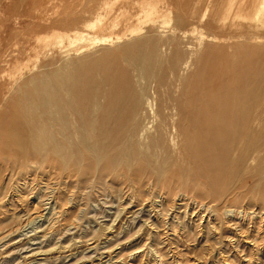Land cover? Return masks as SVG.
Segmentation results:
<instances>
[{
    "label": "rangeland",
    "instance_id": "obj_1",
    "mask_svg": "<svg viewBox=\"0 0 264 264\" xmlns=\"http://www.w3.org/2000/svg\"><path fill=\"white\" fill-rule=\"evenodd\" d=\"M221 1L0 0V264H264V0Z\"/></svg>",
    "mask_w": 264,
    "mask_h": 264
},
{
    "label": "bare ground",
    "instance_id": "obj_2",
    "mask_svg": "<svg viewBox=\"0 0 264 264\" xmlns=\"http://www.w3.org/2000/svg\"><path fill=\"white\" fill-rule=\"evenodd\" d=\"M228 3V2H227ZM246 4V3H245ZM225 5H226V3H225ZM263 8V7H262ZM224 9V8H223ZM264 9V8H263ZM260 10V9H259ZM211 11V10H210ZM222 11V10H221ZM222 13H223V11H222ZM211 14V13H210ZM260 15V14H259ZM210 16V15H209ZM212 16V15H211ZM102 17H103V15H102ZM258 19V18H257ZM217 22H219V21H217ZM87 27H88V25H87ZM90 28H92L91 26H89ZM88 27V28H89ZM98 27V26H97ZM96 29V28H95ZM92 30V29H91ZM90 30V31H91ZM97 30V29H96ZM87 32V31H86ZM89 33V32H88ZM83 34V33H82ZM84 35V34H83ZM101 36H98V38H100ZM77 38V37H76ZM79 39V38H78ZM81 39V38H80ZM83 39V38H82ZM93 39V38H92ZM48 40V39H47ZM87 40V39H86ZM94 40V39H93ZM98 40V39H97ZM100 40H102V39H100ZM108 40V39H107ZM92 41V40H91ZM90 41V42H91ZM103 41H104V38H103ZM95 42H99V41H95ZM99 44V43H98ZM94 45V44H93ZM233 71V70H232ZM235 93V92H234ZM231 98V97H230ZM214 103V102H213ZM231 108V107H230ZM232 109V108H231ZM227 112H229V109L227 108ZM222 112V111H221ZM225 112V111H224ZM224 112H222L223 114H225ZM227 114V113H226ZM225 114V115H226ZM222 115V114H221ZM228 115V114H227ZM229 115H230V113H229ZM7 116V115H6ZM226 119V118H225ZM221 120H222V117H221ZM126 121H127V119H126ZM127 123V122H126ZM222 124V123H221ZM134 126V125H133ZM130 127V126H129ZM126 128H128L127 126H124V127H122L121 128V131H122V133H124L125 132V130H126ZM128 130H129V128H128ZM132 130V129H131ZM132 132V131H131ZM200 132V131H199ZM133 133V132H132ZM131 133V134H132ZM200 134V133H199ZM133 135V134H132ZM136 137V136H135ZM185 138H186V136H185ZM251 138V137H250ZM135 139V138H134ZM245 139V138H244ZM61 140V139H60ZM243 141L242 140V137L240 138V137H234V136H231V135H228L227 137H225L224 139H223V142L224 143H226V144H232L233 142H235V141ZM246 142H248L247 141V139H246ZM254 143H255V141H254ZM135 146V145H134ZM138 147V146H137ZM141 148V147H140ZM137 149V148H136ZM139 149V148H138ZM253 153V152H252ZM207 156V155H206ZM131 158V157H130ZM225 160L227 159V157L225 158V156L223 157ZM250 159V158H249ZM132 161V160H131ZM241 161V160H240ZM248 161V160H247ZM240 164V163H239ZM243 166H244V164H243ZM186 168V167H185ZM126 173V172H125ZM141 174V173H140ZM161 174H163V173H161ZM235 175H237V174H235ZM236 177V176H235ZM160 180V179H159ZM185 182V181H184ZM235 182V181H234ZM160 183V182H159ZM152 184V183H151ZM151 184H150V186H151ZM172 184V183H171ZM149 185V184H148ZM229 200H230V198H229ZM232 201H233V199H232ZM228 207V206H227ZM229 213H233V214H236V213H238L237 211H235V210H232V211H228L227 212V214H229ZM239 214H241V213H239ZM39 241V240H38ZM34 242V241H33ZM91 250V249H90ZM39 254V253H38ZM40 261V260H39ZM42 261V260H41ZM45 263V262H44ZM40 264V263H39Z\"/></svg>",
    "mask_w": 264,
    "mask_h": 264
},
{
    "label": "crops",
    "instance_id": "obj_3",
    "mask_svg": "<svg viewBox=\"0 0 264 264\" xmlns=\"http://www.w3.org/2000/svg\"><path fill=\"white\" fill-rule=\"evenodd\" d=\"M232 1H234V0H230V1H228V3H226L227 6L229 5V2H232ZM240 1H241V0H237V4H236L237 6L240 5ZM244 1L246 2V0H244ZM244 1H243V2H244ZM243 2H242V3H243ZM221 3H222V5L225 6V2H224L223 0L221 1ZM243 5L245 6L246 4L244 3ZM243 5H242V6H243ZM225 9H227V7H225Z\"/></svg>",
    "mask_w": 264,
    "mask_h": 264
}]
</instances>
